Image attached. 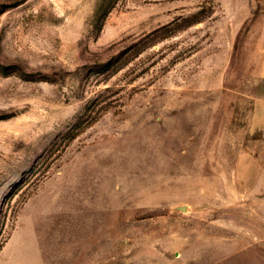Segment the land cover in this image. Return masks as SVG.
<instances>
[{
    "label": "rangeland",
    "instance_id": "rangeland-1",
    "mask_svg": "<svg viewBox=\"0 0 264 264\" xmlns=\"http://www.w3.org/2000/svg\"><path fill=\"white\" fill-rule=\"evenodd\" d=\"M0 0V264H264V0Z\"/></svg>",
    "mask_w": 264,
    "mask_h": 264
},
{
    "label": "trees",
    "instance_id": "trees-1",
    "mask_svg": "<svg viewBox=\"0 0 264 264\" xmlns=\"http://www.w3.org/2000/svg\"><path fill=\"white\" fill-rule=\"evenodd\" d=\"M110 2H114V0H111Z\"/></svg>",
    "mask_w": 264,
    "mask_h": 264
}]
</instances>
